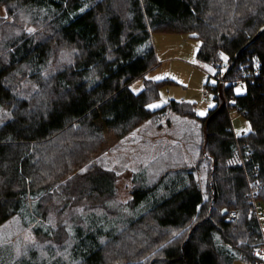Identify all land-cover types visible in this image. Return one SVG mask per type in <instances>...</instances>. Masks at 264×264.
<instances>
[{"label": "trees", "instance_id": "obj_1", "mask_svg": "<svg viewBox=\"0 0 264 264\" xmlns=\"http://www.w3.org/2000/svg\"><path fill=\"white\" fill-rule=\"evenodd\" d=\"M92 1L0 0L51 10L45 16L51 20L47 37L53 33L56 45L73 51V61L55 78V93L66 98L44 111L23 106L28 101L21 100L13 118L0 126V225L17 216L37 241L67 249L69 264H105L107 249H121L127 232L139 249L144 247L142 254L163 244L158 254L164 264H255L251 252L263 238L256 206L264 216V188H257L264 186V33L238 51L264 25V0H124L123 16L112 11L111 3ZM52 11L57 12L53 19ZM153 32L197 39V60L216 70L214 78L237 79L249 72L232 109L244 115L250 132L237 135L232 130L218 83H207L217 105L203 116L189 101L148 108L168 82L145 80L157 66ZM24 39L10 59L0 60V104L13 101L4 83L13 64L28 60L31 71L38 72L47 62L50 42ZM140 78L143 88L133 92L129 86ZM231 93L228 88L227 95ZM18 109L29 114L28 120L16 116ZM166 111L201 122L205 192L192 169L166 172L153 182L142 172L134 177L131 198L120 205L111 201L116 192L113 172L74 174L107 148L108 141L132 129L133 119ZM59 184L66 185L62 206L51 200ZM75 205L82 210L68 222L49 224L51 212ZM231 209L238 211L235 222L228 221Z\"/></svg>", "mask_w": 264, "mask_h": 264}, {"label": "rangeland", "instance_id": "obj_2", "mask_svg": "<svg viewBox=\"0 0 264 264\" xmlns=\"http://www.w3.org/2000/svg\"><path fill=\"white\" fill-rule=\"evenodd\" d=\"M123 1L93 0L91 4L111 3L112 11L123 16ZM52 13L53 19L57 12L52 11ZM49 14H51V10L45 8L28 9L18 2L0 3V60L10 59L9 54L16 50L17 45L24 42L25 36H30L41 44L50 42L47 52L44 49L48 56L47 62L40 65L38 72L31 71L34 67L24 59L13 64L9 69L4 83L13 101L0 104V126L13 118L14 110L21 106L18 103L21 100L28 101V104L23 106H33L37 111H44L47 109L45 107L53 106L55 102L66 98L62 92L55 93V78L58 75L57 72L65 68V64L73 61V51L60 47V44L56 45L52 41L53 33H50L51 37H47L49 36L46 35L47 32H51L49 25L51 20L45 16ZM151 39L157 66L146 73L145 80H168V82L160 90L159 97L148 104H157L159 107L148 108L155 111L167 102L176 100L193 103L198 116H203L213 109L217 105L214 93L210 88L206 92L208 93L206 98L203 97V93L207 83L209 85L216 83L213 76L216 70L202 66L197 60L200 42L188 35L167 32H153ZM218 76L216 75V77ZM143 80L140 78L131 83L130 89L133 92H139L143 88ZM238 89L241 91V88ZM18 111L19 109L16 111V116L23 114L28 120L29 114L26 111L23 113H18ZM199 113L204 114L200 115ZM229 116L231 127L236 133L249 128V123L244 115L231 110ZM135 120L129 122L132 129L116 140L108 141L107 148L89 162L77 167L74 174L97 172L98 170L113 172L116 177V192L111 201L120 205L129 201L131 191L136 185L134 177L142 172L149 182H153L166 172L192 169L194 177L205 192L207 165L204 161L200 163L204 146L201 122L188 114L173 111H166L160 116L156 114L142 121ZM107 136L112 137L111 134ZM59 186V192L51 197V200L53 201L54 198L55 202H59L62 206L65 194L63 187L66 185L59 184ZM49 201L48 198L45 203H49ZM68 204L70 205L71 202ZM80 210L82 209L75 205L62 213L60 210L51 212L48 216L49 224L56 227L60 221L66 223L70 216ZM260 225L264 232V216ZM183 232L184 230L176 233V236L182 235ZM132 236H130V232H127L122 237L121 249H107L105 264H164L163 255L158 254L163 244L153 248L150 244L148 246V248L151 247L149 253L142 254L144 247L139 249L137 245L139 243L136 242L133 234ZM142 242L144 241L142 240ZM142 244L145 245L146 242ZM257 245L259 247L261 243ZM66 251L67 249L62 248L60 244L37 241L31 227L25 228L17 216L0 225V264H69L67 261L65 262ZM57 260L59 261L57 262ZM234 264L251 263L236 261Z\"/></svg>", "mask_w": 264, "mask_h": 264}, {"label": "built area", "instance_id": "obj_3", "mask_svg": "<svg viewBox=\"0 0 264 264\" xmlns=\"http://www.w3.org/2000/svg\"><path fill=\"white\" fill-rule=\"evenodd\" d=\"M248 73H249L248 71H244L243 77L237 78V79H227L223 76H218L215 78L216 83H218V89H219L221 98L223 99L224 106L226 107V110L228 112H230V110L232 108V104H234L236 101V95L238 94V92L236 90L238 88H241V89L244 88V86H245L244 80L246 79ZM236 86H238V87H236ZM228 88L233 89V93L227 95ZM208 90H209V86L206 85L205 86V92L203 93L204 98H206L208 96V93H206V92H208ZM232 130L234 131V129H232ZM241 133H244V132H241ZM257 188L261 189V188H264V186L263 185L262 186L257 185ZM255 213L257 214L256 216L260 220H262L263 215H261V213H259V211L257 210V206L255 208ZM237 217H238L237 210H230L229 211L228 221L235 222L237 220ZM262 235H263V238L261 240V245L259 247H256L255 249H253L251 252V255L254 256V258H255V264H264V259L261 258V257H264V246H262L264 244V232L263 231H262Z\"/></svg>", "mask_w": 264, "mask_h": 264}, {"label": "water", "instance_id": "obj_4", "mask_svg": "<svg viewBox=\"0 0 264 264\" xmlns=\"http://www.w3.org/2000/svg\"><path fill=\"white\" fill-rule=\"evenodd\" d=\"M264 33V25L255 33V35L251 38V39H249L248 40V42H246L241 48H240V50L238 51V53L239 52H241V51H243L244 49H246L248 46H250L252 43H254L262 34ZM232 65H233V63H232ZM231 65V66H232ZM221 66L222 67H226L227 66V63L226 62H223L222 64H221ZM230 66V67H231Z\"/></svg>", "mask_w": 264, "mask_h": 264}, {"label": "snow or ice", "instance_id": "obj_5", "mask_svg": "<svg viewBox=\"0 0 264 264\" xmlns=\"http://www.w3.org/2000/svg\"><path fill=\"white\" fill-rule=\"evenodd\" d=\"M193 35H195V34H193ZM221 56H222V58H224V59H227L226 57H223V54L221 53ZM157 79H159V78H157ZM240 90L239 89H237V92H239ZM148 107L149 108H154V107H159V105H157V104H152V105H148ZM209 107H212V105H209ZM200 115H203L204 113H199ZM251 131V127H249V128H247V129H243V130H240V131H238L237 132V135H240L241 134V132H250ZM229 163H232V161H229ZM262 259H264V257H261Z\"/></svg>", "mask_w": 264, "mask_h": 264}, {"label": "bare ground", "instance_id": "obj_6", "mask_svg": "<svg viewBox=\"0 0 264 264\" xmlns=\"http://www.w3.org/2000/svg\"><path fill=\"white\" fill-rule=\"evenodd\" d=\"M236 91H237V90H236ZM231 110H234V109L231 108ZM231 110H230V111H231ZM234 111H235V110H234ZM228 113H230V112H228ZM231 210H236V209H231ZM237 212H238V211H237Z\"/></svg>", "mask_w": 264, "mask_h": 264}]
</instances>
